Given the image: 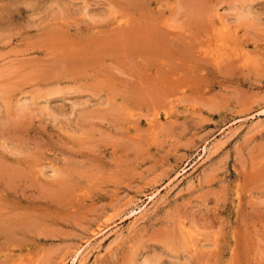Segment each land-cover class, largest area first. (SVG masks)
<instances>
[{
  "label": "rangeland",
  "instance_id": "obj_1",
  "mask_svg": "<svg viewBox=\"0 0 264 264\" xmlns=\"http://www.w3.org/2000/svg\"><path fill=\"white\" fill-rule=\"evenodd\" d=\"M0 264H264V0H0Z\"/></svg>",
  "mask_w": 264,
  "mask_h": 264
}]
</instances>
